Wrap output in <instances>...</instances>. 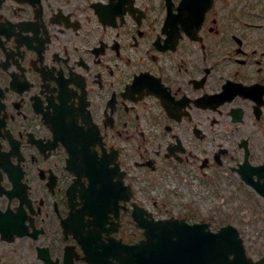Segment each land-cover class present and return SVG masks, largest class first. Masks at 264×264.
<instances>
[{"label": "flooded vegetation", "instance_id": "1", "mask_svg": "<svg viewBox=\"0 0 264 264\" xmlns=\"http://www.w3.org/2000/svg\"><path fill=\"white\" fill-rule=\"evenodd\" d=\"M209 1L0 0V264L121 253L135 211L264 259V0Z\"/></svg>", "mask_w": 264, "mask_h": 264}, {"label": "water", "instance_id": "2", "mask_svg": "<svg viewBox=\"0 0 264 264\" xmlns=\"http://www.w3.org/2000/svg\"><path fill=\"white\" fill-rule=\"evenodd\" d=\"M224 231H228V229H226V230H221L220 232H218V233H212V232H210V231H207L206 232V235H205V239L207 240V247H210V246H212L213 244L215 245V242H216V244L218 245V249H219V247H222V250H221V252L223 253V255H224V257L225 256H227L228 255V253L230 252V248L229 247H232V244H224V245H222L223 244V242H227L226 241V239H229V236H225V233H224ZM234 234V233H233ZM231 238V237H230ZM222 243V244H221ZM216 246V245H215ZM214 247V246H213ZM228 248L229 249V251L228 252H223V250L225 249V248ZM158 261L159 262H166V263H168L169 262V256H168V254H162L159 258H158ZM130 262H131V264H135L136 263V254H134V255H132L131 257H130Z\"/></svg>", "mask_w": 264, "mask_h": 264}]
</instances>
